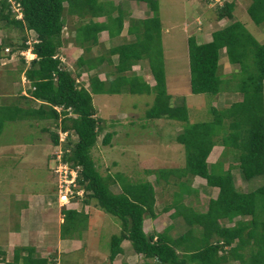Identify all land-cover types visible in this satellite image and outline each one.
I'll return each mask as SVG.
<instances>
[{
	"label": "trees",
	"instance_id": "16d2710c",
	"mask_svg": "<svg viewBox=\"0 0 264 264\" xmlns=\"http://www.w3.org/2000/svg\"><path fill=\"white\" fill-rule=\"evenodd\" d=\"M12 1L13 6L9 0H0V21L17 35L31 31L34 38L28 42L22 35L17 43L12 35L4 36L0 39V59L25 49L33 57L25 60L19 54L22 66L18 72L28 83L25 94L18 97L24 105L19 102L0 104V131L4 121L17 119L33 120L36 124L46 120L54 123L56 131H49L48 126L40 130L48 133L52 146L59 147L60 161L75 171L73 189L82 191L81 204L92 200L94 206L119 220L118 233L109 237L107 261H113L122 253L120 244L126 241L134 254L150 259L154 264H229L232 261L264 264V186L251 191L237 190L230 169L216 172L206 160L215 144L213 136L218 135L220 129V132L226 130L229 133L227 136L222 133L217 139L218 144L235 149L234 159L242 177L249 179L264 174V42L259 43L234 18V2L223 1L214 7L215 19L220 24L209 32L206 40L199 42L194 35L186 37L188 88L192 94L221 92L217 69L219 52L223 50L227 63L235 64L241 75L231 88L241 98L226 107H210L211 116L206 122L189 123L185 107L172 105L165 91L156 0H132L148 7V13L140 18L129 17L126 9L113 0ZM17 13L19 17H16ZM245 13L254 24L263 23L264 0H248ZM66 16L76 23H68ZM65 27L72 35L62 38L61 30ZM101 32H105L107 39L119 37L120 42L104 53L88 56L90 47L102 44L99 40ZM67 40L81 49L75 67L83 66L87 72L104 63L112 69L102 74L94 70L80 83L77 80L79 73L72 74L57 55ZM111 56H115L114 62ZM139 61L146 64L150 84L134 72ZM122 92L152 93V102L143 116L158 121L173 120L180 126L174 140L183 148V166L144 172L153 174L155 182L167 181L172 175L176 178L187 176L188 180L190 177L201 178L204 185L216 189L203 212L182 203V195H189L191 188L187 192L173 193L169 202L155 211V194L148 180L132 181L121 172L101 175L97 171L90 151L102 126L101 119L95 116L91 94ZM59 132H65L62 141L58 139ZM113 134V131L103 132L100 144L108 145ZM112 185L117 186L118 192L110 189ZM169 210V219L179 216L186 224L184 232L172 238L168 234L170 225L159 232L146 234L143 231L145 218L153 219ZM59 213V237L71 238L85 213L68 206L62 207ZM246 215L248 218L243 217ZM220 220L231 222V225L219 224ZM194 223L201 228L197 234L192 232ZM212 235L216 237L214 242L209 240ZM32 250L30 246L14 247L10 260L3 264H55L53 258L32 257Z\"/></svg>",
	"mask_w": 264,
	"mask_h": 264
},
{
	"label": "rangeland",
	"instance_id": "374dc122",
	"mask_svg": "<svg viewBox=\"0 0 264 264\" xmlns=\"http://www.w3.org/2000/svg\"><path fill=\"white\" fill-rule=\"evenodd\" d=\"M158 5V15L161 26V50L163 58V76L165 91L170 96L172 105H183L187 112L189 123L208 121L210 119V107L222 108L228 103H232L239 93L231 88L237 84L240 73L235 64H227L223 50L219 52L217 69L218 77L221 80V92L215 95L201 93L192 94L188 88V67L186 55V37L194 35L197 41H204L208 38L209 32L219 26L215 19L214 7L223 1H233L234 18L242 23L259 43L264 42V22L254 24L247 14L245 8L248 0H156ZM119 2L126 9L129 17L140 18L148 13V7L143 2L132 0H113ZM66 21L70 24L76 23L72 18ZM72 19V20H71ZM126 22L123 23L125 27ZM0 21V39L4 36L12 35L15 41L20 42V36L27 37L28 42L34 38V34L14 32L5 27ZM124 31V30H123ZM122 31V34H123ZM15 33V34H14ZM62 38L71 36L72 33L65 27L61 30ZM101 45L90 47L88 56H96L104 53L107 48L120 42L119 37L107 39L105 32L99 34ZM81 49L75 47L71 41L67 40L58 49L62 64L72 74L79 73L77 80L81 83L86 80L88 74L96 72L102 74L103 71L111 70V66L104 63L94 70L84 71V67H75L74 62ZM19 54L25 60H29L31 54L28 49L20 51ZM18 51L12 52L8 58L0 59V104L16 103L24 105L18 98L25 94L28 83L23 78L18 69L22 66ZM115 61V56H111ZM135 73L143 76L144 80L150 84L151 80L147 72L144 61H139L135 66ZM234 73V74H233ZM101 77V76H100ZM152 93L129 94L122 92L119 94H91V102L95 109L96 117L101 119L102 129L97 137L95 145L90 154L95 168L101 175L121 172L132 181L148 180L153 187L155 194L154 210L159 211L174 196L173 193L187 192L191 188L189 195H182V203L190 204L198 212H203L206 208L208 198L216 194V189L204 185V181L198 177L187 176L176 178L170 176L167 181L161 179L155 182L153 174H146L145 170L155 169H177L183 166L184 152L180 144L174 140V135L180 131V126L173 120H155L145 118L144 111L152 102ZM264 99V79L262 81V100ZM36 106L35 103H30ZM264 111V100H263ZM17 119L4 121L0 131V248L6 245L10 232H18L24 222L30 221L31 226L37 225L40 219L31 218L34 210H27L34 206L32 200L35 195H42L45 205H42L44 223L49 231V258H53L55 264H145L152 262L136 255L130 249L126 241H122L120 246L123 249L113 261H107L108 242L112 234H117L120 229L119 220L103 212L99 207L94 206L90 200L88 204H81L79 200L82 194L76 195L78 198H69L66 202L58 201L55 191L56 175L52 172L53 160L51 158L56 147L52 146L47 132H42L40 128L48 126L49 131L56 127L50 120L37 121ZM168 124H167V123ZM113 131L114 134L108 145L100 144V137L103 132ZM220 131H222L220 129ZM214 135L213 145L207 162L212 165L216 172L231 169L233 174V184L237 190L251 191L259 186H264V174L255 175L249 179L242 177L237 168L235 149L229 145L218 144L222 133ZM113 192H118L116 185L110 186ZM32 202V203H30ZM70 203V204H69ZM65 206L81 210L85 216L81 217L79 226L71 233V238L66 240L64 245L55 246L53 243L55 236L59 234L58 224H60V209ZM26 207V208H25ZM166 214H160V220L144 219L142 229L147 234L155 228H160L169 222ZM258 212V211H257ZM259 215L260 212H259ZM248 218V216H243ZM179 220L176 222H180ZM176 221V220H174ZM43 223V225H44ZM175 223V224H176ZM219 224L231 225L224 220ZM27 225V224H26ZM178 226V224H176ZM181 227L187 226L181 220ZM176 227L171 234H177L180 229ZM34 229H31L32 231ZM192 232L197 234L201 228L194 223ZM57 233V234H56ZM181 233V231H180ZM34 232H29L28 240L33 243ZM15 242L17 237L15 236ZM211 242L216 240L212 235ZM23 241V243H25ZM68 242V243H67ZM67 243V244H66ZM151 263V264H152ZM154 264V263H153ZM229 264H238L232 261Z\"/></svg>",
	"mask_w": 264,
	"mask_h": 264
},
{
	"label": "crops",
	"instance_id": "0c3cea01",
	"mask_svg": "<svg viewBox=\"0 0 264 264\" xmlns=\"http://www.w3.org/2000/svg\"><path fill=\"white\" fill-rule=\"evenodd\" d=\"M227 64H229V63H227ZM238 95H239V99L236 98L233 102L240 100L241 96H240V94H238ZM263 100H262V108H263ZM263 123H264V111H263ZM209 154H210V152H209ZM230 173H231V177H232V181H233V174H232L231 171H230ZM43 200L44 199L42 198V195H38V196L35 195L34 200H32L34 206H32V207L30 206L29 208L25 207L27 210H34V212L31 214V218H32V215H33V217H36V215H38L37 218L40 219V221H39V223H37V225H33V226L29 225L30 221L28 223L24 222L23 226L21 225V227H20L21 229L18 232H10V234H9L10 237L8 238V240L6 242V245H4V246H2V248H0V251L2 252L0 254V264H3V261L10 260L11 254H12V249L14 247H17V246H30V247H32L33 248L32 253H31L32 257L49 258V256L51 255V253H49V251H48L49 250V247H48V245H49V241H48L49 231L46 230V227H44V226H46L45 224H47V223L43 222V220H44V216L43 215L46 214L47 210L46 211L44 210V212H43L42 205H45V202ZM32 202H30V203H32ZM161 214H166V212L165 213H161ZM167 215H168V213H167ZM160 217H161L160 214H158L153 219H149V218H147V219H149V220H154L155 219V221H156V220H160ZM179 218L181 219V217H179V216L178 217H174L172 219H169V217H168L169 222L167 224H164L160 228H155V230L152 229L151 231L159 232V231H161L163 229V227H165L167 225H170V229H168V234H169L170 237L174 238V237L180 235L182 232L185 231V229H183L181 227V220L182 219L180 220V222L176 223L179 220ZM59 220L61 221L60 218H59ZM174 220H176V221H174ZM43 223H44V225H43ZM175 223L178 224V226ZM58 226H59V224H58ZM176 227H178L180 229L181 233L179 231L175 235L171 234L172 231H175ZM31 229H34V230L30 231ZM29 232H34L36 237H35L33 243H29L28 244L27 243L28 241L25 242V240H28L27 236H29ZM174 233H176V231ZM15 236L17 237V242H15V238H14ZM23 241L25 243H23ZM65 242H66V240L60 238L59 234H57V236H55V239L53 241L55 246H57V245L58 246H62V245H64ZM19 264H21V263H19Z\"/></svg>",
	"mask_w": 264,
	"mask_h": 264
},
{
	"label": "built area",
	"instance_id": "2783aa9c",
	"mask_svg": "<svg viewBox=\"0 0 264 264\" xmlns=\"http://www.w3.org/2000/svg\"><path fill=\"white\" fill-rule=\"evenodd\" d=\"M13 4L12 0H9ZM13 10L16 11V7H13ZM16 17H19V14H16ZM65 132H59L58 139L62 141L64 139ZM57 150L54 152V165L52 167V172L56 175L55 191L58 201L63 203L68 202L69 198H73L76 195L82 194L80 189L74 190V177L75 171L68 168L66 163L60 161V149L57 146ZM79 193V194H78Z\"/></svg>",
	"mask_w": 264,
	"mask_h": 264
},
{
	"label": "clouds",
	"instance_id": "9594fccd",
	"mask_svg": "<svg viewBox=\"0 0 264 264\" xmlns=\"http://www.w3.org/2000/svg\"><path fill=\"white\" fill-rule=\"evenodd\" d=\"M12 6H13V4H12ZM28 53L29 54H31L30 52H29V50H28ZM33 57V54H31V57L29 58V59H31ZM68 203V202H67ZM67 203H65V204H67Z\"/></svg>",
	"mask_w": 264,
	"mask_h": 264
}]
</instances>
